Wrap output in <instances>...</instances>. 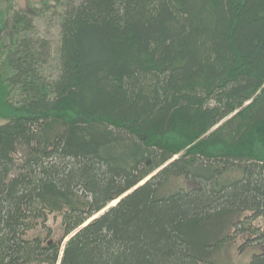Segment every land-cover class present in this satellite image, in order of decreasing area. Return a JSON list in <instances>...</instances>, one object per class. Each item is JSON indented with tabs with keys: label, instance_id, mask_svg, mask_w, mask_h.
I'll return each instance as SVG.
<instances>
[{
	"label": "trees",
	"instance_id": "1",
	"mask_svg": "<svg viewBox=\"0 0 264 264\" xmlns=\"http://www.w3.org/2000/svg\"><path fill=\"white\" fill-rule=\"evenodd\" d=\"M0 121V264H264V0H0Z\"/></svg>",
	"mask_w": 264,
	"mask_h": 264
},
{
	"label": "rangeland",
	"instance_id": "2",
	"mask_svg": "<svg viewBox=\"0 0 264 264\" xmlns=\"http://www.w3.org/2000/svg\"><path fill=\"white\" fill-rule=\"evenodd\" d=\"M44 0H14L16 7L19 10L29 12L32 10L33 7L40 5ZM39 29L43 35H46L52 43V59L55 60L58 56V48L60 45V38H59V28L57 23L52 21H44L41 20L38 23ZM54 62V61H53ZM1 124V121H0ZM185 187L187 186L190 188L192 185L184 183ZM263 221L259 220L253 224V227H262ZM50 227L54 232V238L59 239L62 229H61V219L60 218H51L50 220ZM250 236H239L236 242L227 248H225L220 254V260L222 262H228L232 264H247L254 254L260 253L262 251L261 247L253 246L250 248H246L241 250V246L245 243L246 239H249Z\"/></svg>",
	"mask_w": 264,
	"mask_h": 264
},
{
	"label": "bare ground",
	"instance_id": "3",
	"mask_svg": "<svg viewBox=\"0 0 264 264\" xmlns=\"http://www.w3.org/2000/svg\"><path fill=\"white\" fill-rule=\"evenodd\" d=\"M116 204V202L115 203H113V205H115Z\"/></svg>",
	"mask_w": 264,
	"mask_h": 264
}]
</instances>
